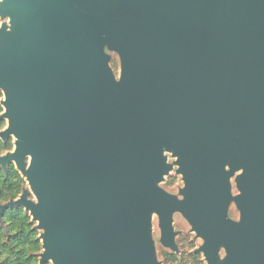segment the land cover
I'll return each mask as SVG.
<instances>
[{
    "label": "water",
    "instance_id": "1",
    "mask_svg": "<svg viewBox=\"0 0 264 264\" xmlns=\"http://www.w3.org/2000/svg\"><path fill=\"white\" fill-rule=\"evenodd\" d=\"M7 2L0 89L39 264H161L153 216L176 250L175 211L207 264H264V2ZM173 170L180 199L160 186Z\"/></svg>",
    "mask_w": 264,
    "mask_h": 264
},
{
    "label": "flooded vegetation",
    "instance_id": "2",
    "mask_svg": "<svg viewBox=\"0 0 264 264\" xmlns=\"http://www.w3.org/2000/svg\"><path fill=\"white\" fill-rule=\"evenodd\" d=\"M262 1L264 2V0ZM12 4L14 5V1ZM9 8L10 4L7 0H0V29L4 27L5 31L10 30L12 26L10 17L3 15ZM39 82L41 90H44V80L41 78ZM4 100V92L0 89V264H39L40 254L43 251L40 231L37 230L36 222L33 221L23 204L26 201H35V195L23 171L29 165L30 156L17 152L19 138L10 129ZM225 171H230L227 165ZM242 172L243 167L232 171L228 177L229 200L225 212L226 217L235 222H239L241 218V209L235 198L241 194L237 177ZM180 189L181 187L178 189L177 195L179 199L181 198ZM175 214L180 215L186 221L189 227L188 233L185 231L183 233L182 229H175ZM153 219H156L157 223L159 222L158 215H154ZM173 227L176 232L174 237L176 250L161 243L158 227V237L157 240L154 239L157 260L161 264H198V261H201L200 254L202 252L199 251V247L202 242L198 247H195L194 240L198 237L191 231V226L179 211H175L173 214ZM202 257L205 261L203 254ZM44 264L52 263L46 261Z\"/></svg>",
    "mask_w": 264,
    "mask_h": 264
},
{
    "label": "rangeland",
    "instance_id": "3",
    "mask_svg": "<svg viewBox=\"0 0 264 264\" xmlns=\"http://www.w3.org/2000/svg\"><path fill=\"white\" fill-rule=\"evenodd\" d=\"M111 54H112L111 65H112L114 71L118 74L119 73L118 57L114 53H111ZM172 160H173L172 158H169V161H172ZM160 186H162L168 192L178 195V189L180 187H183V181L181 180V175L176 174L174 170L171 171L170 174L165 177L164 182H162L160 184ZM174 227L177 230L182 229L183 233H184V231L188 233L189 227H188L186 221L183 218H181L180 215H178V214L174 215ZM158 232H159V230H158L157 220L153 219V237L155 240H157L156 238L158 237ZM190 236H192V235H190ZM201 242L202 241L200 238H197L196 240H194L195 247H198L201 244ZM157 246L159 247V245H157ZM200 255H201L200 256L201 261H198V264H206V262L204 261V259L202 257V254H200ZM223 255H224V251H221V256H223Z\"/></svg>",
    "mask_w": 264,
    "mask_h": 264
}]
</instances>
